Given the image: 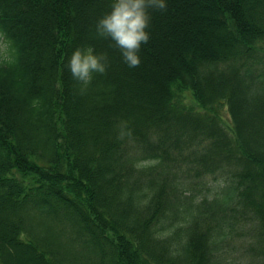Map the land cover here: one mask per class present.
<instances>
[{
	"label": "trees",
	"instance_id": "trees-1",
	"mask_svg": "<svg viewBox=\"0 0 264 264\" xmlns=\"http://www.w3.org/2000/svg\"><path fill=\"white\" fill-rule=\"evenodd\" d=\"M110 4L0 0V264H264V0H167L136 68Z\"/></svg>",
	"mask_w": 264,
	"mask_h": 264
},
{
	"label": "clouds",
	"instance_id": "clouds-1",
	"mask_svg": "<svg viewBox=\"0 0 264 264\" xmlns=\"http://www.w3.org/2000/svg\"><path fill=\"white\" fill-rule=\"evenodd\" d=\"M153 11H167V0H111L110 11L96 22L97 36L111 40L129 68L139 67L142 62L141 47L151 39ZM67 67L83 92L94 75L107 73L109 58L97 54L93 46L78 47L68 59Z\"/></svg>",
	"mask_w": 264,
	"mask_h": 264
},
{
	"label": "rangeland",
	"instance_id": "rangeland-1",
	"mask_svg": "<svg viewBox=\"0 0 264 264\" xmlns=\"http://www.w3.org/2000/svg\"><path fill=\"white\" fill-rule=\"evenodd\" d=\"M5 49H6V44H5V42L3 41L2 37L0 36V52L3 51V50H5ZM186 100H187V101H186L187 103H192V102H194V100L190 97V94H188V93H187V99H186ZM218 112H219V114H220V116H221V118H222V122H223L224 126L227 128L228 131H230V130H229V129H230V125H231V123H230V116H229V112H228L226 106H225V105H222V106L219 108ZM201 151H202V150L199 149V151H198L197 153H200ZM209 179L211 180V182H212V181L218 182V181H216V180H213L212 177H209ZM213 183H214V182H213ZM213 183H212V184H213ZM237 248H239V247H237Z\"/></svg>",
	"mask_w": 264,
	"mask_h": 264
}]
</instances>
